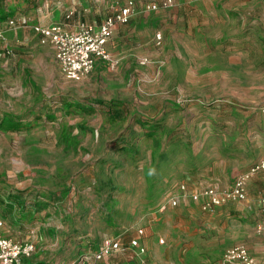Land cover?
<instances>
[{
  "label": "rangeland",
  "instance_id": "rangeland-1",
  "mask_svg": "<svg viewBox=\"0 0 264 264\" xmlns=\"http://www.w3.org/2000/svg\"><path fill=\"white\" fill-rule=\"evenodd\" d=\"M62 1L0 0V236L35 245L19 264H76L103 239L126 245L127 234L140 229L133 238L143 253L132 247L98 264H222L234 244L264 247L255 207L247 237L223 229V217L209 228L191 223L170 240L163 234L161 208L187 175L181 172L194 174L201 152L211 151V142L200 148L194 123V61L177 55L189 50L179 44V25L200 0L160 7L168 10L163 25L171 36L155 24L161 44L130 40L79 81L65 76L53 45L41 44L32 27L42 8ZM133 1L137 12L160 0ZM20 17L28 26L6 25ZM163 95L179 103H163ZM4 116L19 122L17 129L3 125ZM253 255L264 261V248Z\"/></svg>",
  "mask_w": 264,
  "mask_h": 264
},
{
  "label": "crops",
  "instance_id": "crops-1",
  "mask_svg": "<svg viewBox=\"0 0 264 264\" xmlns=\"http://www.w3.org/2000/svg\"><path fill=\"white\" fill-rule=\"evenodd\" d=\"M125 2L127 0H66L56 6L42 8L46 14L36 17L34 24L61 23L69 30H77L81 22H87L98 27L117 4ZM189 9L187 18L184 17L179 25L178 34L179 44L189 50L177 55L184 62L194 61V76L198 78L195 82L198 98L194 123L199 131L198 140L202 142L200 148L205 142H211V151L201 152L194 174L189 175L186 170L181 172L187 175L183 174L181 179H177L179 185L176 194L161 208V211H165L168 224L163 234L170 240L174 236H181L191 223L209 228L213 227L211 222L216 224L218 217H223V229L227 227L234 234L242 233L243 237H247L245 231L253 220L250 207L260 211L258 220L261 216L264 171L248 181L246 199L228 201L213 211L204 210L202 202L194 200L190 194L208 187L228 188L240 173L264 159V0L254 3L242 0V3L236 4L226 3V0H200ZM167 15L168 10L164 8L149 11L139 7L129 22L116 23L107 43L111 56H116L126 42L135 41V38L139 42L141 39L150 43L156 41L153 33L158 27L155 24H160L159 29L163 30L165 38L171 36L163 25ZM37 36L40 41L36 33ZM103 61L106 60H98L96 66ZM186 65L191 66L190 63ZM171 99L163 95L161 100L163 103H179L178 99ZM182 185H185V191ZM167 186L171 187L172 184ZM186 196L191 198L192 203L187 201ZM172 198H177L176 205L171 203ZM206 215L209 217L204 222L202 220ZM139 233L127 234L129 240L126 245ZM91 241L87 246L92 247ZM257 244L258 247L255 246ZM257 244H250L251 249L247 247L252 255L264 248L260 242ZM93 253H82L89 256L90 264H98L103 259L106 262L108 256L123 252H113L101 260H95Z\"/></svg>",
  "mask_w": 264,
  "mask_h": 264
},
{
  "label": "built area",
  "instance_id": "built-area-1",
  "mask_svg": "<svg viewBox=\"0 0 264 264\" xmlns=\"http://www.w3.org/2000/svg\"><path fill=\"white\" fill-rule=\"evenodd\" d=\"M173 0H160L159 2H149L145 5V10H157L160 7H169ZM136 13V4L133 0H128L124 4H117L112 13L104 21L95 27L87 22H81L77 30H69L61 23L52 25L34 24L33 29L39 35L42 43H51L55 49V56L60 64L65 76L71 80H82L96 66L97 61L111 60L112 56L107 48V43L111 39L116 23H127ZM6 25L11 28L28 26L26 18L9 19ZM6 28L0 26V37H4ZM157 44H161L163 34L157 32L155 35ZM9 52V50H8ZM264 171V159L253 163L248 170L240 173L234 183L224 189L215 187L204 188L191 193L194 200L202 202L204 210L213 211L232 200H244L248 196V181L255 175ZM185 191V185L181 186ZM171 203L176 205L177 198H172ZM261 216L256 224V232L264 234V197L260 202ZM2 222L0 221V224ZM142 233V230H139ZM163 242V239H160ZM130 247H137L139 253L145 251L138 238H132L128 245H123L120 241L106 238L93 253L95 260H101L105 256L116 251H126ZM35 250V245L30 241H23L11 237L0 236V264H19L23 258L30 257ZM89 256L82 254L77 260V264H90ZM222 264H264L263 260L252 255L243 244H236L227 249L224 254Z\"/></svg>",
  "mask_w": 264,
  "mask_h": 264
},
{
  "label": "trees",
  "instance_id": "trees-1",
  "mask_svg": "<svg viewBox=\"0 0 264 264\" xmlns=\"http://www.w3.org/2000/svg\"><path fill=\"white\" fill-rule=\"evenodd\" d=\"M1 123H3V125H6V127L10 128V129H17V127L20 125L19 122H17L16 120H14V119L12 120V119L5 117V116L2 119Z\"/></svg>",
  "mask_w": 264,
  "mask_h": 264
}]
</instances>
